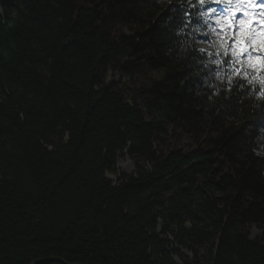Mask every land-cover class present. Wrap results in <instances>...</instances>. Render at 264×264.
<instances>
[{"label":"trees","instance_id":"trees-1","mask_svg":"<svg viewBox=\"0 0 264 264\" xmlns=\"http://www.w3.org/2000/svg\"><path fill=\"white\" fill-rule=\"evenodd\" d=\"M212 5L0 0V264H264V72Z\"/></svg>","mask_w":264,"mask_h":264},{"label":"snow or ice","instance_id":"snow-or-ice-1","mask_svg":"<svg viewBox=\"0 0 264 264\" xmlns=\"http://www.w3.org/2000/svg\"><path fill=\"white\" fill-rule=\"evenodd\" d=\"M199 4L223 6L221 11L209 7L204 13L214 17L224 32V51L216 55L226 59L216 63L231 66L235 58L243 67L246 58L249 68L264 72V0H199ZM261 83L264 87V80Z\"/></svg>","mask_w":264,"mask_h":264},{"label":"rangeland","instance_id":"rangeland-1","mask_svg":"<svg viewBox=\"0 0 264 264\" xmlns=\"http://www.w3.org/2000/svg\"><path fill=\"white\" fill-rule=\"evenodd\" d=\"M247 7V6H245ZM214 22H216V19L214 17H212ZM215 23L210 25V33H209V40L206 42L207 45L211 46L212 44H219L222 40H223V35L224 33L222 31H219L215 28ZM246 61V58H244ZM109 77H114L118 79V74H115L114 72H111L109 74ZM119 167L121 170L126 171L128 173H133L135 170V164L133 162L132 159L130 158H123L119 161ZM110 178H112L113 180H116L117 178L113 175H109ZM258 234H260V230L257 227H254L253 229V233H252V237H256ZM173 241V239H171ZM175 248H180L181 251L185 254H191L189 251H187L186 249H183L181 247H179V245H177L174 241ZM179 262H181L178 258H176Z\"/></svg>","mask_w":264,"mask_h":264},{"label":"water","instance_id":"water-1","mask_svg":"<svg viewBox=\"0 0 264 264\" xmlns=\"http://www.w3.org/2000/svg\"><path fill=\"white\" fill-rule=\"evenodd\" d=\"M52 261V259H41V260H38V261H36V262H33L32 264H46V263H49V262H51ZM61 262L63 263V264H69V263H66V262H64V261H62L61 260Z\"/></svg>","mask_w":264,"mask_h":264}]
</instances>
